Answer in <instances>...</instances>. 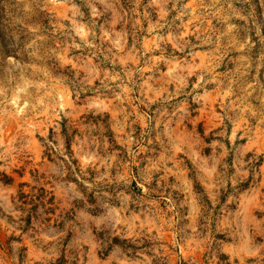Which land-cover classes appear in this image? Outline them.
<instances>
[{"label": "rangeland", "instance_id": "obj_1", "mask_svg": "<svg viewBox=\"0 0 264 264\" xmlns=\"http://www.w3.org/2000/svg\"><path fill=\"white\" fill-rule=\"evenodd\" d=\"M0 264H264V0H0Z\"/></svg>", "mask_w": 264, "mask_h": 264}]
</instances>
